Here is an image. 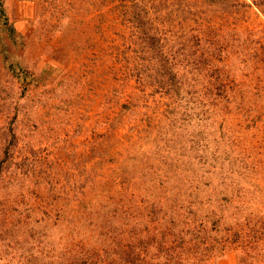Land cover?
<instances>
[{"label":"rangeland","instance_id":"1","mask_svg":"<svg viewBox=\"0 0 264 264\" xmlns=\"http://www.w3.org/2000/svg\"><path fill=\"white\" fill-rule=\"evenodd\" d=\"M1 3L0 264H264V0Z\"/></svg>","mask_w":264,"mask_h":264},{"label":"trees","instance_id":"2","mask_svg":"<svg viewBox=\"0 0 264 264\" xmlns=\"http://www.w3.org/2000/svg\"><path fill=\"white\" fill-rule=\"evenodd\" d=\"M0 8H1L0 12L4 13L3 3L0 4Z\"/></svg>","mask_w":264,"mask_h":264}]
</instances>
